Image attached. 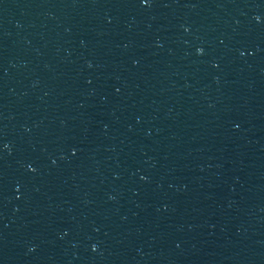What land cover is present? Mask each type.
<instances>
[{"label":"water","instance_id":"obj_1","mask_svg":"<svg viewBox=\"0 0 264 264\" xmlns=\"http://www.w3.org/2000/svg\"><path fill=\"white\" fill-rule=\"evenodd\" d=\"M0 264H264V0H0Z\"/></svg>","mask_w":264,"mask_h":264},{"label":"snow or ice","instance_id":"obj_2","mask_svg":"<svg viewBox=\"0 0 264 264\" xmlns=\"http://www.w3.org/2000/svg\"><path fill=\"white\" fill-rule=\"evenodd\" d=\"M140 2L142 3V4H145V5H147L148 3H149V0H140ZM256 19V21L259 23L260 22V20H261V18L260 17H256L255 18ZM197 52L198 53H201L202 52V50L201 49H197ZM243 54V53H242ZM6 147V146H5ZM73 155H75V153L73 152ZM30 171H35V169L34 168H30L29 169ZM93 251H95V248H93Z\"/></svg>","mask_w":264,"mask_h":264}]
</instances>
